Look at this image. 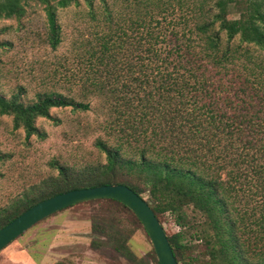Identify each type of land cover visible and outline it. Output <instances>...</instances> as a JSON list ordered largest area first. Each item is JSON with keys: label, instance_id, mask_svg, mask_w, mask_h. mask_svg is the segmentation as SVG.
I'll return each instance as SVG.
<instances>
[{"label": "trees", "instance_id": "16d2710c", "mask_svg": "<svg viewBox=\"0 0 264 264\" xmlns=\"http://www.w3.org/2000/svg\"><path fill=\"white\" fill-rule=\"evenodd\" d=\"M25 1L44 5L47 42L55 49V10L71 0H0V18H19ZM129 6L130 35L114 33V45L107 33L84 60L88 73L102 79L91 84L106 90L116 120L137 125L133 139L144 136L147 144L133 151L136 157H124L120 145L95 141L104 164L74 173L56 165V178L46 179L55 182L49 191L15 200L2 211L0 228L56 194L122 184L138 196L148 193L158 221L166 213L205 240L211 263L264 264V0H133ZM231 12L239 18L229 19ZM88 105L57 93L27 105L0 96V116L12 117L25 138L42 139L35 119L50 120L51 108L86 111ZM188 209L205 217L212 244L206 231H195ZM250 235L262 242L261 249L249 242ZM166 237L177 264H199L182 242L183 232Z\"/></svg>", "mask_w": 264, "mask_h": 264}, {"label": "rangeland", "instance_id": "374dc122", "mask_svg": "<svg viewBox=\"0 0 264 264\" xmlns=\"http://www.w3.org/2000/svg\"><path fill=\"white\" fill-rule=\"evenodd\" d=\"M132 1L71 0L66 7L57 8L55 23L59 29V44L55 49L47 42L43 4L25 1L24 13L19 18H0L2 98L14 96L22 105H27L43 94L57 93L72 102L89 104L86 111L51 108L50 120L35 119L33 125L44 134L42 139L34 135L25 138L21 127H13L12 117L0 116V215L4 209L10 210L17 199L24 196L32 199L38 193L49 191L55 182H46V179L56 178V165L74 173L86 166L104 164L103 153L94 145L97 140L108 147L120 145L124 157H136L133 151L147 144L144 136L138 141L133 139L139 133V129L133 130L137 125H125L121 118L116 120L106 90L91 84L101 83L102 79L88 73L84 60L86 52L98 48L106 39L101 37L107 33L112 32L108 44L114 42V45L117 43L114 33L130 35L128 21L133 18L134 8L127 6ZM189 1L210 4L214 0ZM227 17L237 19L239 15L231 12ZM236 41L233 40L234 44ZM149 130L150 127L146 128V135ZM146 155L150 157V151ZM139 196L150 207L148 193ZM16 207L21 209L19 205ZM186 213L187 219L195 218V231H206L212 244L209 238L212 232L205 217L189 209ZM159 222L166 236L184 233L182 242L190 246L189 252L197 256L199 264H213L209 246L205 240H197L190 228H179L166 213L159 216ZM56 235L58 238L54 237ZM248 240L256 249H261V241L251 235ZM238 242L242 243L243 238H238ZM245 246L249 248L248 244ZM15 248L20 251L19 258L7 253ZM5 249L0 264H18L8 259L24 262L26 256L37 264H155L156 261L149 239L135 216L121 205L104 200L80 203L54 213L0 252ZM22 249H26L28 255L22 253Z\"/></svg>", "mask_w": 264, "mask_h": 264}, {"label": "water", "instance_id": "95a60500", "mask_svg": "<svg viewBox=\"0 0 264 264\" xmlns=\"http://www.w3.org/2000/svg\"><path fill=\"white\" fill-rule=\"evenodd\" d=\"M100 199L116 201L135 216L149 239L157 264H177L162 226L151 208L122 184L74 189L38 202L0 228V250L48 216L73 205Z\"/></svg>", "mask_w": 264, "mask_h": 264}, {"label": "crops", "instance_id": "0c3cea01", "mask_svg": "<svg viewBox=\"0 0 264 264\" xmlns=\"http://www.w3.org/2000/svg\"><path fill=\"white\" fill-rule=\"evenodd\" d=\"M64 210V209H63ZM63 210H60V211H58V212H56V213H59V212H62ZM78 225H76L75 227L78 229L79 227H77ZM75 228V229H76ZM84 234H86V233H84ZM55 238H58L57 237V235L56 236H54ZM54 243H57V242H53V244ZM17 247L18 245H10L9 247ZM8 247V248H9ZM19 247V246H18ZM8 248H6V249H8ZM6 249L4 250V251H1L0 252V256H1V254H3V253H5L6 252ZM23 251H22V253H24V254H26V255H28V253H27V251H26V249H22ZM8 254H9V256H12V257H14V258H19L20 257V255H19V253H20V251H18V248H15V249H13L12 251H9V252H7ZM21 256H23L22 254H21ZM9 260V261H8ZM7 261L8 262H14V263H18V264H37L36 263V261H32V258H27V256H26V258H24V262H22L21 261V259H20V261H12L10 258L8 259ZM19 260V259H18ZM20 262V263H19ZM7 263V262H6ZM11 264V263H10Z\"/></svg>", "mask_w": 264, "mask_h": 264}]
</instances>
